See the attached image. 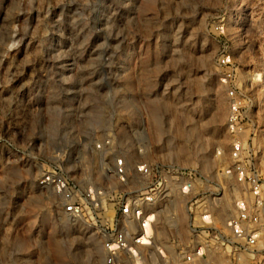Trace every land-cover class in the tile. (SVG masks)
Wrapping results in <instances>:
<instances>
[{
  "label": "rangeland",
  "instance_id": "374dc122",
  "mask_svg": "<svg viewBox=\"0 0 264 264\" xmlns=\"http://www.w3.org/2000/svg\"><path fill=\"white\" fill-rule=\"evenodd\" d=\"M228 75L247 122L264 124V0H0V264H103L111 218L66 212L38 183L47 170L103 189L114 214L120 157L204 174L229 162ZM181 182L169 184L187 225Z\"/></svg>",
  "mask_w": 264,
  "mask_h": 264
},
{
  "label": "built area",
  "instance_id": "2783aa9c",
  "mask_svg": "<svg viewBox=\"0 0 264 264\" xmlns=\"http://www.w3.org/2000/svg\"><path fill=\"white\" fill-rule=\"evenodd\" d=\"M217 60L227 65L231 56L225 50ZM227 79L223 81L230 85L229 162L204 174L199 167L175 168L145 161L130 170L125 158L115 160L113 173L119 189L114 191L115 213L102 228L103 264H219L221 255L227 264H264V124L247 122L249 109L231 75ZM216 157L224 159L220 148ZM210 178L218 180L212 183ZM178 179H182L179 191L192 196L188 207L191 232L182 243L173 238L172 251L156 230V217L171 190L169 183ZM196 180L199 187L194 191ZM38 183L53 186L67 201L65 211L75 217L100 215L99 209L106 208L103 189L80 190L55 169L47 170ZM226 196L229 213L220 222Z\"/></svg>",
  "mask_w": 264,
  "mask_h": 264
},
{
  "label": "bare ground",
  "instance_id": "6f19581e",
  "mask_svg": "<svg viewBox=\"0 0 264 264\" xmlns=\"http://www.w3.org/2000/svg\"><path fill=\"white\" fill-rule=\"evenodd\" d=\"M222 111V110H221ZM221 111H216L214 114H211V115H213V119L215 120V122L217 121H220L221 119H222V115L220 114L221 113ZM193 116V115H192ZM207 118V117H206ZM187 120H190V119H187ZM194 121V120H193ZM206 121H208V120H206ZM156 122V121H155ZM192 123H194V125H195V122H192ZM204 123L205 122H202V124L201 123H199V124H201V125H204ZM158 123H156V125H157ZM192 126H193V124L189 127V130H188V132H189V135H193L194 134V128H192ZM199 127V126H198ZM198 129V128H197ZM201 129V128H200ZM199 130V129H198ZM181 131V130H180ZM196 132H198V131H196ZM201 132V131H200ZM185 133H186V131H185ZM182 135H183V133H182ZM195 136H196V134H194ZM200 136H201V134H200ZM212 136V135H211ZM192 137H194V136H192ZM209 137H210V135H209ZM208 136H206L205 137V139H204V143L201 145V147H200V149H203L204 147H206V144H208L207 143V140H209L208 138H209ZM213 137V136H212ZM201 138H202V136H201ZM191 139V138H190ZM197 140V139H196ZM216 143L217 144H219V145H221V142H220V140H216ZM193 146V145H192ZM182 150H184V149H182ZM206 151V150H205ZM178 153V152H177ZM176 153V154H177ZM204 153V152H203ZM180 154V153H179ZM204 156H206V155H204ZM216 159V158H215ZM127 161H129V158L127 159ZM146 161V160H145ZM212 161V160H211ZM210 160L208 161L207 159H206V157H203L202 159H201V165H202V167L203 168H206V167H208V163L209 162H211ZM218 161V160H217ZM222 161H224L223 159H222ZM221 162V161H220ZM219 162V163H220ZM212 164H214V162L212 161L211 162ZM210 163V164H211ZM221 164H223V163H221ZM216 165H218L217 163H216ZM219 166V165H218ZM214 167V166H213ZM215 167H217V166H215ZM210 168L212 169V166H210ZM205 170V169H204ZM207 170V169H206ZM173 194H175L174 196H173ZM180 194H182V193H180ZM227 195H228V199L230 198V193L228 192L227 193ZM38 196L39 197H41V198H43L44 197V194H43V192H40L39 194H38ZM165 198L167 199L162 205H161V208H160V210H159V214H158V216L156 217V230H157V232H158V234L160 235V236H162V238H163V240L166 242V243H169V247H170V249L172 250V251H174V242L175 241H173L172 239H170V238H167V236H166V233H167V230H166V228H165V225H167V226H169V228L171 229V231H172V233H173V235L176 233L177 234V236H180V234H181V231H180V228H182V230H185L186 231V233H190L191 231H190V227H189V224L187 223V225L184 223V221H185V219H186V216H184L185 215V210H184V208L182 207V198H181V196H176V193H171V190H168L167 191V194H166V196H165ZM226 198V200H225V202H224V204H222L221 205V215H220V218H219V220H220V222H223V220L225 219V217H226V215H228V213H229V207H228V204H227V196L225 197ZM168 202V203H167ZM183 211V212H182ZM105 214V216H112V214H113V204L112 203H110V202H106V208H105V212H104ZM182 213H184V214H182ZM183 215V216H182ZM186 215H187V212H186ZM188 217V216H187ZM60 220L63 222V223H65V222H67V220L66 219H64V218H60ZM188 222V221H187ZM94 228V227H93ZM95 231H93V233H91V236L94 238V240L92 239V241H93V245H94V248H95V250H98L99 249V247H98V240L97 239H95ZM175 234V235H176ZM167 235H168V233H167ZM176 236V237H177ZM173 241V242H172ZM225 263V257H224V255H221L220 256V258H219V264H224Z\"/></svg>",
  "mask_w": 264,
  "mask_h": 264
}]
</instances>
